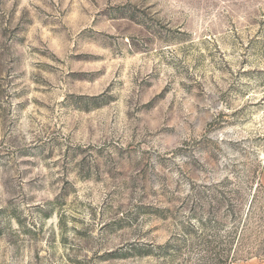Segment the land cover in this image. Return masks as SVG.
<instances>
[{
  "label": "rangeland",
  "instance_id": "1",
  "mask_svg": "<svg viewBox=\"0 0 264 264\" xmlns=\"http://www.w3.org/2000/svg\"><path fill=\"white\" fill-rule=\"evenodd\" d=\"M227 257L264 264V0H0V264Z\"/></svg>",
  "mask_w": 264,
  "mask_h": 264
},
{
  "label": "trees",
  "instance_id": "2",
  "mask_svg": "<svg viewBox=\"0 0 264 264\" xmlns=\"http://www.w3.org/2000/svg\"><path fill=\"white\" fill-rule=\"evenodd\" d=\"M255 199V198H254ZM254 199L251 203V207L249 209L248 215H246L245 217L240 218V221H238L239 219L234 218V212L232 210V208H230L228 205L225 207V212L221 214L217 213L216 217H212V218H206L204 216L198 215L199 213L193 215L191 218L196 220V224L198 225V229L201 231L202 229L209 231L215 228V224H221L224 222H228L230 221V219H233L234 222H237L236 226H239L241 224H243V227H245L247 224H250V220H251V216L254 215ZM192 229V228H191ZM192 231H194L192 229ZM205 234V233H204ZM233 236V240H235L238 236H239V230L237 229V232L232 234ZM207 238H209V236L205 235ZM208 245H213L214 242L213 241H208L207 242ZM236 260V258H235ZM234 263V259H230L229 257L226 258L225 263L224 264H233Z\"/></svg>",
  "mask_w": 264,
  "mask_h": 264
}]
</instances>
